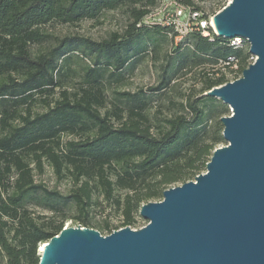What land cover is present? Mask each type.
I'll return each mask as SVG.
<instances>
[{
	"label": "trees",
	"instance_id": "trees-1",
	"mask_svg": "<svg viewBox=\"0 0 264 264\" xmlns=\"http://www.w3.org/2000/svg\"><path fill=\"white\" fill-rule=\"evenodd\" d=\"M181 1L201 7L197 0ZM156 4L157 0H0V264H37L39 245L63 226L52 217L60 202L75 206L78 222L87 227L90 209L103 203L121 210V226L132 224L141 204L160 199L170 183L191 179L205 168L215 145L224 142L218 99L202 93L227 79L211 78V71L203 72L201 95L185 96L178 104L182 112L158 124L142 111L141 101L128 110V119L121 106H108L100 67L121 69L133 44L150 30L173 38L167 26L139 24ZM121 7L130 19L123 34L114 32L101 41L64 37L48 50L32 51L46 39L42 26L48 22L75 23ZM189 37L192 59L206 57L217 63L234 56L239 74L250 64L247 46L233 48L213 32L208 38L193 30L183 40ZM77 48L84 56H95L86 79L70 90L58 73L69 50ZM169 80L150 89L161 90ZM55 88L57 97L49 99ZM38 100L42 110L33 108ZM200 103H208L209 113ZM45 163L75 188L62 195L36 181L34 171L42 173ZM32 198L51 216L29 208L26 203ZM97 227L100 233L113 229L107 222Z\"/></svg>",
	"mask_w": 264,
	"mask_h": 264
},
{
	"label": "water",
	"instance_id": "water-1",
	"mask_svg": "<svg viewBox=\"0 0 264 264\" xmlns=\"http://www.w3.org/2000/svg\"><path fill=\"white\" fill-rule=\"evenodd\" d=\"M212 24L219 37L246 39L255 57L203 94L231 108L220 117L226 143L193 180L140 206L145 225L107 235L62 226L39 245L37 264H264V0H228Z\"/></svg>",
	"mask_w": 264,
	"mask_h": 264
},
{
	"label": "rangeland",
	"instance_id": "rangeland-1",
	"mask_svg": "<svg viewBox=\"0 0 264 264\" xmlns=\"http://www.w3.org/2000/svg\"><path fill=\"white\" fill-rule=\"evenodd\" d=\"M226 1L197 0V3L205 11L212 13L220 10L223 5H226ZM129 22L130 19L124 7L104 10L96 18L82 19L75 23L48 22L42 26L43 32L47 34L46 39L39 44L33 45L32 51L40 52L48 50L64 37L81 36L101 41L109 38L114 32L123 34ZM192 45V37H189L187 40L181 41L177 39L176 41L154 30H150L144 34L133 44L132 50L127 53L129 60L121 69L113 72V65H103L100 67V72L102 73L100 80L104 86L108 106L110 107L113 104L121 106L124 109V119H128V110L136 102L141 101L145 105L142 111L148 115L153 124H158L160 119L182 112L178 104L185 100V96L195 97L201 95L204 86L203 72L211 71L212 73L209 72L211 73L209 74L211 78H217L221 75L225 79L230 78L228 71L224 72L217 63L208 60L206 57H193L192 59L189 56V50L192 49ZM67 55L69 56L67 60L60 63L58 77L64 86L70 90H74L86 79L88 67L92 66L95 55L84 56V51L80 48L69 50ZM249 61L250 57L247 58V62ZM167 78H170L169 83L161 90L155 91L150 89L161 80H166ZM57 90L58 88H55L54 93L49 96V99L57 97ZM121 92H128L131 95L122 96L120 95ZM217 104V110L224 113L223 115L230 114L231 108L221 100L218 99ZM33 105L35 110L43 109L41 107L42 103L39 100ZM200 105L206 111H209L208 103H200ZM208 111L207 113H209ZM209 115L214 116L216 114L211 113ZM207 125H210V122ZM151 130L155 133L156 129L153 127ZM70 137L71 135L62 136L63 139ZM225 143V141L220 142L215 145V148ZM204 170L205 168L198 171L189 180H193L197 174ZM34 178L36 181L44 183L49 189L59 191L62 195L70 193L75 188V185L68 177L58 178L46 163L44 164L42 173L34 171ZM181 183L180 181L172 182L168 185V188L180 185ZM160 199H151L149 201ZM36 200L37 198H32L26 205L36 212L46 215V218L51 216V212L34 204ZM59 204L60 209L52 215L56 221L61 220L63 226L83 225L77 220L79 213L75 206L63 202ZM88 222V227L92 226L91 228L94 229H97L98 225H103L107 222L113 227V231L124 227L121 226L124 222V215L121 210L112 207L110 204L103 203L101 207L93 206L90 209ZM145 224L146 220L141 218L140 215L134 214L133 223L125 226L135 229ZM109 233L102 231L101 234L107 235ZM0 260L3 262L1 256Z\"/></svg>",
	"mask_w": 264,
	"mask_h": 264
},
{
	"label": "built area",
	"instance_id": "built-area-1",
	"mask_svg": "<svg viewBox=\"0 0 264 264\" xmlns=\"http://www.w3.org/2000/svg\"><path fill=\"white\" fill-rule=\"evenodd\" d=\"M226 2L228 3V0ZM216 12L209 13L202 6L198 9L182 3L181 0H157L156 6L145 15L139 24L167 26L170 29L168 35L176 41L177 39L182 40L193 30L210 38L212 32L215 33L212 17ZM228 41L233 48L247 46L249 49L248 41L241 36H234ZM254 58V56H250V63ZM217 64L224 72L228 71L230 78L227 81H232L241 75V73L239 74V62L234 56L219 59Z\"/></svg>",
	"mask_w": 264,
	"mask_h": 264
},
{
	"label": "bare ground",
	"instance_id": "bare-ground-1",
	"mask_svg": "<svg viewBox=\"0 0 264 264\" xmlns=\"http://www.w3.org/2000/svg\"><path fill=\"white\" fill-rule=\"evenodd\" d=\"M40 245H42V243H41ZM43 246H44V245H43ZM43 246L40 247L39 251H42V250H43Z\"/></svg>",
	"mask_w": 264,
	"mask_h": 264
}]
</instances>
